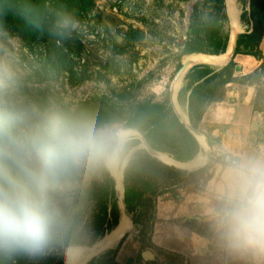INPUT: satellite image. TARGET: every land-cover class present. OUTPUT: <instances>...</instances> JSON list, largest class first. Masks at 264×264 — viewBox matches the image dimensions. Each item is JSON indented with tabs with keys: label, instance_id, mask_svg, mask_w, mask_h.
Instances as JSON below:
<instances>
[{
	"label": "rangeland",
	"instance_id": "rangeland-1",
	"mask_svg": "<svg viewBox=\"0 0 264 264\" xmlns=\"http://www.w3.org/2000/svg\"><path fill=\"white\" fill-rule=\"evenodd\" d=\"M197 2L198 0H93L91 9L74 18L57 22L46 21L45 33L36 40L26 41L14 31L0 30V64L12 69L21 94L30 101L37 104L55 102L75 111L80 109L83 102L92 101L94 106H103L102 123L116 124L125 129L128 140L140 139L139 133L125 126L126 116L138 102L169 100L172 105V100H175V96L185 84L186 73L177 79L185 58L199 55L220 62L227 56L215 58L204 56L209 54L182 55L190 17ZM230 3L231 6L237 4L239 8L238 20L243 10L249 9V0H231ZM50 4L51 1L47 5ZM240 29L243 33L247 26L241 22ZM223 63L211 65L220 68ZM260 87L264 89L261 83ZM262 106V98L259 97L255 103V110H263ZM174 107L183 118L184 115L187 116L183 107L179 105ZM254 131L264 142V117L259 120V127ZM202 133L206 135L205 132ZM213 144L214 146L210 147L212 157L207 159L205 164L211 165L207 171L211 174L215 163L230 158L227 153L218 150L217 143ZM139 149H145L143 143L123 155L118 164L116 163V168L123 172L126 160L129 161ZM204 156L206 158V153ZM105 169L117 180V175L115 176L114 171L112 174L109 167L100 168L87 177L81 176L78 178V187L72 201L74 219L72 227L76 229L78 237L84 243L73 245L86 251L96 247L108 234L118 229L114 227L94 245L87 244L94 237L93 224L97 213L91 188L93 184L103 182ZM205 178L206 173L182 178L179 187L186 190H201ZM123 193L124 185L122 195ZM121 197L117 196L120 206ZM126 220L129 227L130 222ZM195 220L196 227L201 228L206 236L192 230L187 220L183 222L179 219L171 221L173 229L171 228L170 237L178 235L185 226L209 241L210 250L206 252L204 258L200 256L199 264H264V257L228 248L216 231L212 219L206 220L203 217ZM154 233L155 228L153 236ZM137 236L138 231L133 226L126 234V243L124 242L125 246L119 257L120 262L126 263L129 258L130 263L136 261L138 264H147L143 259L137 260L138 254L146 250H142ZM120 237L119 235L116 238L111 247L92 253L85 264L93 257L115 248ZM59 239L60 237L42 255L17 254L12 257L20 259L18 264H54L51 259L61 253L64 255L65 263L69 247L60 248ZM148 250L154 253L156 258L166 261V258L157 254L154 249ZM187 260L191 264L197 262H194L190 255L184 263Z\"/></svg>",
	"mask_w": 264,
	"mask_h": 264
},
{
	"label": "clouds",
	"instance_id": "clouds-1",
	"mask_svg": "<svg viewBox=\"0 0 264 264\" xmlns=\"http://www.w3.org/2000/svg\"><path fill=\"white\" fill-rule=\"evenodd\" d=\"M127 144L116 124L30 101L0 64V256L42 255L74 224L78 178L114 166ZM211 216L228 248L264 257V156L226 160Z\"/></svg>",
	"mask_w": 264,
	"mask_h": 264
},
{
	"label": "trees",
	"instance_id": "trees-1",
	"mask_svg": "<svg viewBox=\"0 0 264 264\" xmlns=\"http://www.w3.org/2000/svg\"><path fill=\"white\" fill-rule=\"evenodd\" d=\"M51 1L50 5H47ZM53 1V3H52ZM231 1V0H230ZM6 6L0 10V30H11L28 40H36L45 33L46 21L71 19L80 13L91 9L93 0H0ZM50 6V7H49ZM249 9H244L240 20L247 26L245 32L239 35L235 55L222 67H214L207 63L196 64L185 75V84L178 93L181 105L187 103V112L191 125L199 132L200 123L209 106L224 100L226 86L231 82H259L264 73V53L261 42L264 36V0H249ZM187 40L182 55L209 54L222 55L227 52L231 40V28L225 0H198L190 17ZM237 54H245L262 61L260 70L242 77H235L239 70L235 61ZM218 56L215 58H222ZM253 80V81H252ZM257 99L264 98V89L258 83ZM79 110L92 115L98 123L103 122L104 109L102 105L94 106L92 101L83 102ZM263 108V106H262ZM125 126L135 128L143 133L149 144L158 152L169 154L178 161L193 159L201 150L200 143L194 134L180 121L170 101L154 102L146 100L138 102L126 116ZM208 143L213 146L209 136ZM139 138L128 140L126 155L132 148L139 146ZM234 158V157H230ZM226 160L220 163L225 166ZM211 165H205L195 172H188L166 164L151 155L146 149H139L128 161L124 170V198L126 206L132 215L133 224L138 231V241L143 249H154L157 254L164 256L165 262L158 258L151 264H191L186 263V257L164 250L152 241L156 208L159 197L172 193L179 199L177 189L180 179L197 173H206L204 186L212 178L207 173ZM103 182L93 184L91 193L96 202V215L93 228L94 237L87 243L94 245L99 239L111 232L119 223L120 208L115 190V180L105 169ZM91 198V197H90ZM195 219L187 220V224L202 236H206L201 228L196 227ZM126 235L115 248L93 257L87 264H122L117 260ZM84 244L78 237L74 227L66 231L59 239V246ZM46 259V258H45ZM43 259V260H45ZM139 253L137 260L141 261ZM20 261L17 257L0 256V264H15ZM51 261L54 264H65L64 255L56 254ZM24 264V263H23Z\"/></svg>",
	"mask_w": 264,
	"mask_h": 264
},
{
	"label": "crops",
	"instance_id": "crops-1",
	"mask_svg": "<svg viewBox=\"0 0 264 264\" xmlns=\"http://www.w3.org/2000/svg\"><path fill=\"white\" fill-rule=\"evenodd\" d=\"M233 19L235 20V12H233ZM260 47L264 53V36ZM235 61L239 67V70L235 72V77H242L252 74L256 70H260L262 65V61L256 59L253 56L245 54H237ZM226 62L228 63V60ZM226 62L223 64H227ZM262 80H264V76L262 77ZM258 83L264 85V81L252 83H229L226 86V95L224 100L211 104L203 116V119L200 123L201 131L206 133L205 135L200 132L203 137L196 136L186 126V123H184L185 121L187 122L189 120L187 103L185 106L181 105L178 101V94H175V100H172L174 111L180 118V121L197 138L198 142L200 143L201 150L193 159L183 162L174 159L169 154L163 153L161 156L163 157V160L167 161L165 163L188 171L189 173L195 172L199 168L205 166L209 151L211 152L212 157V149L210 148L211 146L209 143H207V136L210 137L213 143H217L218 150L227 153L229 157L235 158L239 156H264V142L261 141L260 135L254 131L259 127V120L263 119L264 117V98L263 110H255L257 87L259 86ZM175 105H179V107H183L185 109V113L187 114L186 119L182 120V115H180L175 109ZM204 138L207 139V142ZM205 146H207V149H205ZM205 153L206 158L204 156ZM223 170L224 166L221 163H215L212 178L208 180L205 190L203 191L198 189L195 191L186 190L185 188H178V200L172 196V193H167L159 197L157 202V221L154 227L155 233L152 238V241L155 245L163 248L166 251L179 253L185 256L186 259L188 255H190L194 262L197 261L193 264H199V261H201L200 256L204 258V256H206V252L210 250V242L201 237L196 232L189 230V228L185 226H183L184 228H181L178 235L170 237V233H172L171 228L173 229V225L171 226V221L181 219V221L185 222L186 220L203 217H205L206 220H211V209L215 204V189L222 180ZM172 238L175 240L172 241ZM125 243L117 255L118 261ZM128 261L129 258L127 259L126 263L119 262L122 264H138L136 261H134V263H130ZM143 261L147 264H151L149 263L150 261H145L144 259ZM159 261L163 262V260L160 258Z\"/></svg>",
	"mask_w": 264,
	"mask_h": 264
},
{
	"label": "water",
	"instance_id": "water-1",
	"mask_svg": "<svg viewBox=\"0 0 264 264\" xmlns=\"http://www.w3.org/2000/svg\"><path fill=\"white\" fill-rule=\"evenodd\" d=\"M226 2V8H227V13H228V17H229V22H230V27H231V30H232V33H231V40H230V43H229V46H228V49H227V52L225 54H222V55H227L228 56V61L232 59V57L235 55L236 53V49H237V45H238V40H239V35L242 33L241 32V29H240V19L238 21H235L232 16H231V5H230V2L228 0H225ZM209 57H218V56H221V55H207ZM201 63H207L206 61H203V62H199V63H195V64H201ZM193 64V65H195ZM191 65L190 67H188V64L187 63H183L181 69L179 70V73L177 75V79H179L183 74L187 73L188 70L193 66ZM182 120L184 119L182 116H181ZM184 122V121H183ZM186 126L198 137H203V135L197 131L189 122V120L186 122ZM132 130L136 131L137 133L140 134L141 136V141L144 145V148L153 156L157 157L159 160L163 161V162H167L165 160H163V157L161 155H163V153L161 152H158L156 151L155 149H153V147L149 144L148 140L146 139V137L143 135V133L135 128H132ZM205 141L207 142V139L204 138ZM208 143V142H207ZM211 157V152L209 151L208 153V157L207 159L209 160ZM127 162L128 160H126V163L125 165H127ZM118 164V163H117ZM119 166V165H118ZM125 167V166H124ZM112 174H113V169L112 167H109ZM122 175L124 177V171L122 172ZM114 180H115V190L117 191L116 194L118 197L121 196L120 194V191H119V188H118V185H117V181L114 177ZM124 184V183H123ZM121 201V206L119 205L120 207V212H121V215H120V219H119V223L118 225L116 226V228L120 227V225L122 224L123 220L124 219H128L129 222H130V225L129 227H127L125 229V231L123 232V234L121 235V237L119 238V240H121L128 232L129 230L134 226L133 225V218H132V215L130 214L127 206H126V202H125V198H124V193L122 195V199H120ZM77 245H71V246H68L69 248L71 247H76ZM83 247V246H81ZM68 248V249H69ZM93 248V247H92ZM142 257L145 261H153L156 259L155 257V254L152 253L150 250H145L143 251L142 253ZM78 256V257H77ZM76 257L79 259L80 258V254H76ZM75 257V258H76ZM69 258H70V255L69 253H67L66 257H65V264H68V261H69ZM76 259V261L78 260Z\"/></svg>",
	"mask_w": 264,
	"mask_h": 264
},
{
	"label": "bare ground",
	"instance_id": "bare-ground-1",
	"mask_svg": "<svg viewBox=\"0 0 264 264\" xmlns=\"http://www.w3.org/2000/svg\"><path fill=\"white\" fill-rule=\"evenodd\" d=\"M228 1L230 2V0H228ZM230 5H231V3H230ZM233 12H235V21H238L239 8L237 7V4L235 6H231V13L230 14H231L232 18H233ZM227 55H229V54H227ZM204 56L209 57L207 55H204ZM227 59H228V56H226L222 61L219 60L220 62H217L218 60L215 61V60L207 59V58L199 56V55H195V56H190V57L185 58L184 63H187L188 67L192 64L203 62V61H206L210 64L212 63L214 65V64L223 63V62L227 61ZM186 118L187 117L184 115V119H186ZM132 131L135 132L134 130H132ZM112 167H113L115 176L117 175L116 181L118 183V188H119L120 194L122 196V192H123L122 172L120 170H118V168H116V164H115V166H112ZM121 199H122V197H121ZM127 226H128L127 220L124 219L122 224L120 225V227H118V229L115 232L110 233V235L108 234L104 240H102L96 247L92 248L90 251L83 250V248H79V247L69 248L68 253L70 255V258H69L68 264H85V262H87L88 259L93 255L92 253H96V252H99L103 249L111 247L115 243L116 238L119 235L121 236L123 234L124 229L127 228ZM73 251H77V252L75 253ZM80 251H81V253H80ZM76 254H80L81 258L78 259L77 258L78 256L76 257ZM76 259H78V260L76 261Z\"/></svg>",
	"mask_w": 264,
	"mask_h": 264
}]
</instances>
